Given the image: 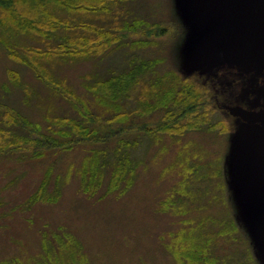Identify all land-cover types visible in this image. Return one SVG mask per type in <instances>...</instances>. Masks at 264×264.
<instances>
[{"label":"rangeland","instance_id":"rangeland-1","mask_svg":"<svg viewBox=\"0 0 264 264\" xmlns=\"http://www.w3.org/2000/svg\"><path fill=\"white\" fill-rule=\"evenodd\" d=\"M239 1L121 0V4L113 3L112 12H103L111 7L107 3L95 16L86 18L102 29L135 14L145 19V27L151 31L131 32L130 38L156 43L139 54L163 58L158 74L171 69L178 79L196 77L208 85L211 96L199 98L196 116L186 114L182 121H200L211 128L204 125L184 134L151 136L143 130L144 124L155 126L165 111L137 114L134 127L127 130L130 138L140 134L141 142L125 148L133 158L132 185L101 198V194L95 197L84 192L81 164L92 148L106 151L113 162L119 134L103 149L88 144L89 150L78 145L70 151L33 156L37 145L30 144L20 152L0 153V264H77L78 259L82 264H179L171 246L186 220L193 218H216L218 224L205 221L208 232L218 230L223 226L219 221L229 219L236 220L240 232H245L241 223L246 220L250 232L258 235L239 245L243 249L251 246L252 254L264 264V127L244 117L264 112V50L257 45L264 27L256 21V0ZM258 6L264 12V4ZM113 14L118 18L112 20ZM110 29L116 35L120 32L118 26ZM17 40L27 46H43L28 36ZM126 53L117 51L114 59L102 54L101 62L94 66L101 72L109 65L120 70ZM93 61L57 62L51 74L88 104L83 85L85 77H92ZM22 66L0 48L1 102L43 126L44 131L47 115L76 114L68 100L49 97L47 86ZM15 68L21 74L22 87L12 84L5 93L4 84H11L7 72ZM154 76L149 75L144 83L148 86ZM180 79L177 88L186 89L188 84ZM132 102L131 106L138 105V100L132 98ZM6 111L0 107V126L16 137L28 134L21 125L7 123ZM96 118L104 133L123 129L119 122ZM34 136L38 135L32 133ZM108 180L106 172L105 184ZM43 184L46 199L52 194L57 199L32 201ZM56 235L67 239L72 235L81 247L70 256L59 248ZM220 250L225 254L232 248ZM230 264L237 263L232 259Z\"/></svg>","mask_w":264,"mask_h":264},{"label":"trees","instance_id":"trees-1","mask_svg":"<svg viewBox=\"0 0 264 264\" xmlns=\"http://www.w3.org/2000/svg\"><path fill=\"white\" fill-rule=\"evenodd\" d=\"M107 3L111 7H107L103 12L110 13L113 11V3L121 4V0H0V48H3L15 62L22 64V67L29 68L35 78L47 86L45 89H48L49 97L59 96L68 100L76 113L69 111L72 114H66L67 111H63L61 112L63 115L53 117L47 115L45 117L47 131H44L43 126L31 122L26 116L13 111L15 109L9 107L8 103L5 105L0 100V107L8 109V112L3 113L7 123L18 124L28 130V134L23 137H16L11 135V130L6 132L0 126V153L7 154L13 150L20 152L22 147L30 144L37 145L33 149V156L47 155V151L52 150L70 151L78 145L88 148V144L99 145L103 149L109 147L113 143V138L119 134V147L113 156V162H110L106 151L99 153L92 148L85 154L81 164L84 192L95 197L101 194L99 198L117 191H126L132 185L133 158L125 148L140 141V134L137 133L134 138H130L127 130L134 127L137 114L144 116L152 115L156 110L165 111L162 120L155 126L147 123L144 126L143 123L140 125L143 126L145 133L151 136L163 133L184 134L188 129H198L204 125L209 128L210 125L191 119L183 124L182 117L189 113L190 116L194 114L196 116L195 104L198 105L199 98L212 94L207 88L208 85L201 84L196 77L186 79L187 76H180L183 78L179 79L182 82L186 81L188 85H185L186 89H182L181 86L177 88L179 76L175 70L168 69L163 74L157 72L163 58L152 56L144 58L139 54L156 43L152 40L130 38L131 32L151 31V28L145 27L147 24L145 19L135 14L131 19H123L121 24L118 20L114 24H108L104 29L86 19L99 13L98 11L105 8ZM116 17L118 18V15L113 14L111 19ZM115 26L119 28L118 35L110 29ZM160 33L161 28L158 30V34ZM20 36H28L43 46L24 45L17 40ZM117 51L127 52L123 54L126 62L121 64L120 70L109 65L101 72L102 69L94 66L101 62L102 54H108L113 58ZM83 59L94 60L92 77H85L83 85V92L89 98L88 104L74 90H66L54 74H51V69L55 68L57 62L66 65L69 61L78 62ZM15 69H9L7 72L11 84H4L5 93H8L12 84L22 87L21 74ZM151 74L155 76L151 79L152 83L147 86L144 82L150 80ZM132 98L138 100L136 107L131 106L134 105ZM80 109H83L82 112ZM96 117L119 122L123 129L104 133L100 131L101 124L96 123ZM32 133L38 136L31 137ZM120 145L123 146V151ZM106 172L108 184H105ZM45 190L43 184L32 197V201L46 199ZM55 199L57 198L52 194L46 200ZM235 208L237 210V205ZM238 210L240 212L239 207ZM235 218L237 219V216ZM215 219L186 220L188 223L176 234L175 245L171 246L179 264H230L232 259H235L237 264H261L259 257L256 258L252 254L251 246L243 249L239 245H243L244 242L250 243L249 240L252 241L254 236L258 235L250 232V225L246 220L241 223L245 230L243 233L240 232V228L238 229L234 219L219 221L223 226L219 225L218 230L211 232L205 230L207 221L218 224ZM56 237L59 248L67 250L70 256L81 247L72 235H68V239L66 236ZM227 242L232 250L223 254L220 248L229 247L226 245ZM76 262L82 264L81 259Z\"/></svg>","mask_w":264,"mask_h":264},{"label":"water","instance_id":"water-1","mask_svg":"<svg viewBox=\"0 0 264 264\" xmlns=\"http://www.w3.org/2000/svg\"><path fill=\"white\" fill-rule=\"evenodd\" d=\"M241 4L243 1H239ZM261 2L264 4V0H256L257 8H256V14L258 17H256V21L258 24L262 25L264 27V12L262 10V7L258 6L261 4ZM231 9V7H230ZM258 47H260L262 50H264V36H261V39L259 43L257 44ZM245 119L250 122V123H261L262 126L264 127V112H250L246 113L244 116Z\"/></svg>","mask_w":264,"mask_h":264}]
</instances>
